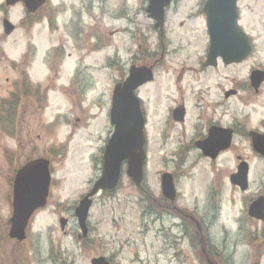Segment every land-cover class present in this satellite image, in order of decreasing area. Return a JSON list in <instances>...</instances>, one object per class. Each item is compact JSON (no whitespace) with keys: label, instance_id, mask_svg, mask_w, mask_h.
<instances>
[{"label":"rangeland","instance_id":"374dc122","mask_svg":"<svg viewBox=\"0 0 264 264\" xmlns=\"http://www.w3.org/2000/svg\"><path fill=\"white\" fill-rule=\"evenodd\" d=\"M204 1L173 0L166 8L160 36L145 12L147 0H49L29 19L22 3L6 7L0 0V99L14 100L15 95L10 96L13 84L26 74L36 102L32 106L29 97L22 99L24 106L14 126L23 134L28 131L30 143L21 146L0 135V152L6 155V159L0 155V217L5 223L11 214L5 194L10 191L13 169L43 152H48L53 162L47 206L35 216L25 243L18 249L25 264H53L50 257L89 264V257L79 251V243L69 238L79 230L76 220L63 232L53 210L57 203L64 208L76 203L98 178L99 150L113 131L109 110L114 83L133 63L154 66V79L137 91L146 118L145 177L140 189L136 188L123 166L114 194L95 197L88 218L92 229L88 244L92 245L87 252L112 257L116 264H209L207 260L213 264H250L262 251L264 264V222L255 227L246 220L243 195L228 188L222 190L224 201L217 219L208 215L212 238V248H206L212 251L208 256L202 253L199 235L189 252L185 245L169 248L162 244L158 232L161 227L168 233V223L161 225L163 216L158 212L162 172L173 173L180 181L179 204L189 210L198 207L200 215L207 214L203 185L217 184L214 178L219 173H212V166L198 159L194 149L186 153L188 138L198 131L194 123L214 114L226 123L241 111L252 121L264 116V89L258 97L249 95L252 104L245 108L244 96L242 102L234 97L225 102L220 97L222 89L215 87L221 84L227 89L232 81L248 78L251 67L264 63V23L259 16L264 0H238L239 24L255 39L251 58L214 72L203 69L202 73L196 69H202L208 48ZM3 15L15 25L9 35L2 30ZM208 87L209 95L205 91ZM42 89L44 93H40ZM177 105L187 111L183 124L175 123L170 115ZM205 110L211 114L206 116ZM235 147L240 149L239 140ZM232 152L219 164L232 167ZM241 153L251 161L247 195L254 194L264 187V159H253L249 149ZM150 210L158 213L151 216L153 220L159 218L151 224L147 216ZM236 220H243L244 231L239 235ZM15 248L13 241L5 240V263L14 256Z\"/></svg>","mask_w":264,"mask_h":264},{"label":"flooded vegetation","instance_id":"af4514ba","mask_svg":"<svg viewBox=\"0 0 264 264\" xmlns=\"http://www.w3.org/2000/svg\"><path fill=\"white\" fill-rule=\"evenodd\" d=\"M49 0L45 1L46 2ZM246 9L249 7V5L244 4L243 5ZM261 12V9H259ZM239 11V17H240V9L238 8ZM260 21H263L264 23V10L262 11V14L259 15ZM5 16H2V19H4ZM240 25V24H239ZM241 26V25H240ZM242 27V26H241ZM243 28V27H242ZM244 29V28H243ZM245 30V29H244ZM246 32V30H245ZM247 33V32H246ZM251 44H252V52L250 56L253 54L256 45H255V39L247 33ZM83 41V40H82ZM79 46L82 47L81 41L79 40ZM84 44V43H83ZM209 45V44H208ZM92 46V45H91ZM248 57L251 58V57ZM246 61V60H245ZM244 62V61H243ZM242 63V62H241ZM241 63L237 64H226L220 61V58H216V63L215 64H205V62L201 63L202 69L198 67L196 70L199 72L204 73L203 69L207 71L214 72L215 70L219 68H225L227 69L231 65H239ZM253 70H260L264 72V63H259L257 66H253L250 68V72L248 75V78H245L243 80H234L232 81V86L228 87L227 89H223L222 85H216L215 87H218L221 90V100L225 102H229L230 98L234 97L236 99H240L242 102V98L244 96L243 100V105L244 107H248L249 105L252 104V100L250 99L249 95L252 97H258L260 94L263 93L264 89V80L258 85L254 86L252 84V80L250 79V73ZM126 75L123 74L122 77H120V81L124 78ZM201 74L197 77L200 78ZM28 81V80H27ZM123 81V80H122ZM24 83V84H23ZM29 83V81H28ZM13 91L12 93L15 95L14 100H6V99H0V110L7 113L9 116L14 117V125L11 127L10 123H7L6 126L4 127V133L3 135L5 137H8L12 141L16 142L17 144L21 145L22 144H28L30 143L29 140V135L28 131L25 130L24 134L21 132V129H17L14 127L16 125V117L17 114L20 115V112L22 111V107L24 106V103L22 102V99H25V96L29 97V105L36 104L34 102L33 97L35 96L33 93L34 91L30 89V86H28L26 82V74H22V77L19 78V81L14 82L13 84ZM193 90L196 95L197 91L195 89V83L193 84ZM209 87L205 90L207 91L206 93L209 95L208 90ZM199 92L203 91L202 88L198 89ZM231 92V93H230ZM37 93V91H36ZM24 96V97H22ZM31 98V100H30ZM219 100V99H218ZM213 105V104H212ZM242 105V107H243ZM208 106V105H207ZM209 107V106H208ZM35 112H38L37 106L34 108ZM179 111H182V116L180 117ZM208 110H205V114L207 116V113L211 114V112H207ZM240 114L236 113V117H231V121H228L226 123L221 122L219 118H214V115L210 116L211 118H203L200 117L199 123L195 122L194 127L196 126L198 128L197 130H194L192 134V137H189L186 145V153H190V151H196L195 153L197 154L198 159L206 160L212 167H211V172L213 173H219L218 177L214 178V181L217 183L216 186L211 185L210 183H205L202 187V194L206 196L205 199V205L207 208V214L206 215H200L197 213L198 207H192L191 210L188 209L187 206H183V204H179V198H180V192H179V187L178 184H180V181L178 178L173 174L170 173L171 176L173 177L174 184L176 187L174 198L169 199L167 195L164 194L163 191H160V197H159V207H158V212L161 214L162 219L160 222L162 226H166L165 222L168 223L167 225V230L168 233H165L163 229L158 230L161 234L162 238V244H165L169 248H173L174 246H179L182 247V245H185L189 252H191L192 247V241L197 240L196 235H199L202 238V243L203 245L202 253L203 255L210 254L212 251L210 249L206 248L209 246L212 248V238H210V228H211V222L208 219V215H212L213 220H216L219 214V211L221 209V205L224 201V197L222 195V190L225 191L226 188H228L231 192L237 193V194H242V201L246 203L248 206L250 203L254 201L255 198L258 196H264V187H259L258 191H255L254 194H248V191L251 189V182L249 181L248 187L246 190H241L240 187L234 185L231 183V176L235 177L236 175V169L239 165L241 166L244 170L246 169V164H247V170L248 173L251 172V161L248 157L244 156L241 152L244 150L249 149L251 156L253 159L256 160H262L264 159V156L259 154L256 151V145L254 143L255 139H258V137L264 136V116L262 118H259L255 121H252V119L248 117H243L242 111L239 112ZM247 113H251L250 111H247ZM187 111L183 105H177L172 108L171 110V118L173 121L177 124H183L185 121ZM180 117V118H177ZM236 140H239L240 142V149H236ZM175 143H177V139L175 140ZM229 145V147H227ZM28 147V146H27ZM19 148V147H18ZM23 148V147H22ZM194 149V150H192ZM233 150L232 154V160L234 162V165L232 167H226L224 165L219 164L221 159L224 158L225 154H229ZM15 151H18V149H15ZM47 153V152H45ZM3 155L4 159H6L5 152L1 151L0 155ZM33 157L26 158L23 163L19 166L18 168L21 167L25 162L29 161ZM3 160V158H0V163ZM11 160V159H10ZM9 160V161H10ZM14 160V159H13ZM15 161V160H14ZM16 168L13 169L12 171V176L11 179L8 181V186L10 188V191H8L5 195H8L9 197V202H10V216L7 219V222L3 221V218L0 217V264H25L24 261H22V258L20 257V252L18 249L20 248L21 245H23L27 239V233L26 237L23 241H18L16 239L10 238L9 231L11 229L12 223H11V216H12V187H13V181H14V175H15V170ZM225 169V178L224 179L223 173ZM235 173V174H234ZM221 178L223 182L219 179ZM219 182V183H218ZM52 184V179L50 183V187ZM9 190V189H8ZM209 191V195L207 194ZM213 195V196H212ZM246 195V196H245ZM212 196V197H211ZM50 197V190H49V196ZM245 197V198H244ZM47 199V200H48ZM203 200V197H201ZM197 200V198H196ZM201 200V202H202ZM48 203V201H47ZM196 204H198L196 202ZM59 205V206H58ZM73 206H66L65 208L61 206L59 203L55 205L54 208V213L58 214V221L64 220V229L63 232L67 229V226L70 225L72 220H75L74 218V208L72 210V213L69 212V210ZM45 208V207H44ZM44 208H38L33 213L31 214L30 218L27 221V227H26V232L29 228V225L35 218V216ZM76 208V207H75ZM66 211V213H65ZM191 212L195 213V215L191 214ZM153 214L158 215L157 212L154 210H150L147 213V216L151 218ZM247 215V214H246ZM159 218H155L154 220L151 218L149 221V224L154 223L155 220H158ZM250 220V222L253 223L255 227H257L258 221L255 219L249 217L247 215V219ZM5 223V224H4ZM236 223L238 225L237 227V234H241L244 231L243 227V220H236ZM4 224V225H3ZM87 227L84 233H79V231H76L75 234H72L69 238L70 240H75L79 243V251L83 252L86 254L85 256L89 257V264H92V260L97 257H105V259L109 262V264H116L113 261V258L106 257L105 255L102 254H90L87 252L88 248L91 247L92 244H88V241L90 242V233H91V225L87 222ZM255 234L258 232V229L255 228ZM253 235V234H252ZM74 238V239H73ZM8 239L10 241H13L16 248H15V254L11 258L10 261L5 263L6 258L3 253V248L5 244V240ZM172 239V241L170 240ZM247 241H251L246 239ZM173 246V247H172ZM182 249V248H181ZM181 251V250H180ZM179 253V252H178ZM262 254V251L259 252L258 256L255 260L250 262V264H255V262H258L259 264L261 263V257L260 255ZM177 255L175 254V257ZM52 257H55L52 255ZM204 258V257H203ZM29 260L26 257V261ZM50 260L53 262V264H74L73 261L70 260H64L59 262L58 259L55 260L50 257ZM208 263H211L209 260ZM213 263V262H212Z\"/></svg>","mask_w":264,"mask_h":264},{"label":"water","instance_id":"95a60500","mask_svg":"<svg viewBox=\"0 0 264 264\" xmlns=\"http://www.w3.org/2000/svg\"><path fill=\"white\" fill-rule=\"evenodd\" d=\"M23 1L28 12H34L44 0H6L7 5ZM171 0H148L146 12L155 20L154 27L162 28L164 21V8ZM206 15V26L209 36V49L207 64H215L220 56L225 63L239 62L251 51L248 37L238 26L237 0H206L203 6ZM5 34L14 30V25L3 20ZM152 79L151 68L131 66L129 75L122 83H117L113 89L110 120L114 125V133L109 139L103 154L102 176L94 183L91 191L76 207L75 215L83 232L86 230L85 219L91 206L90 196L104 190L113 191L116 187L120 167L126 161L127 175L135 184H140L143 178V165L145 153L143 150L144 119L139 107V101L134 94L136 87ZM257 84L263 79L260 72H254L252 80ZM180 117L182 111H179ZM177 117V118H180ZM256 149L264 154V136L254 140ZM48 161L36 159L27 162L16 173L13 188V215L11 218L10 237L23 240L25 227L33 211L43 207L49 190L50 174ZM245 170L239 169L234 181L244 188ZM163 191L167 197L173 199L174 189L169 176L162 177ZM249 215L264 219V201L256 199L249 206ZM64 220L60 221L61 228ZM92 264H109L104 258H95Z\"/></svg>","mask_w":264,"mask_h":264},{"label":"trees","instance_id":"16d2710c","mask_svg":"<svg viewBox=\"0 0 264 264\" xmlns=\"http://www.w3.org/2000/svg\"><path fill=\"white\" fill-rule=\"evenodd\" d=\"M0 129L3 130L7 123H10L11 127L14 125V117L9 116L7 113L0 111ZM4 131V130H3Z\"/></svg>","mask_w":264,"mask_h":264},{"label":"bare ground","instance_id":"6f19581e","mask_svg":"<svg viewBox=\"0 0 264 264\" xmlns=\"http://www.w3.org/2000/svg\"><path fill=\"white\" fill-rule=\"evenodd\" d=\"M188 78H191V77L188 76ZM181 91H182V93H183V94L181 93V94H182V99H184V87H181ZM208 261H209V260H207V262H208ZM210 264H213L212 261H211Z\"/></svg>","mask_w":264,"mask_h":264}]
</instances>
